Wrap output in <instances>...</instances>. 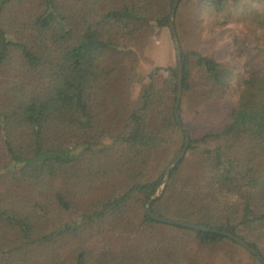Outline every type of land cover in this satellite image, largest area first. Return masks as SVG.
Segmentation results:
<instances>
[{
  "label": "trees",
  "instance_id": "1",
  "mask_svg": "<svg viewBox=\"0 0 264 264\" xmlns=\"http://www.w3.org/2000/svg\"><path fill=\"white\" fill-rule=\"evenodd\" d=\"M174 1L0 0V264H215L242 247L145 210L186 143L178 66L138 71ZM182 88L199 163L172 169L152 211L264 257V72L183 51Z\"/></svg>",
  "mask_w": 264,
  "mask_h": 264
},
{
  "label": "rangeland",
  "instance_id": "2",
  "mask_svg": "<svg viewBox=\"0 0 264 264\" xmlns=\"http://www.w3.org/2000/svg\"><path fill=\"white\" fill-rule=\"evenodd\" d=\"M182 3L183 10L177 19L176 11L174 23L183 51H201L226 64L238 57L242 65L250 62L253 67L264 72V0H228L220 12L207 8L200 0H181L178 8ZM142 53L138 68L142 75L148 76L157 72V77H168V68L178 66L177 47L170 25L157 29L145 43ZM237 62L239 61L233 63ZM196 79H199L198 74ZM200 81L199 79L197 82ZM142 85L143 82L137 84L134 89L136 98ZM186 129L188 130L187 127ZM216 145V142L199 144L196 153L205 147L213 148ZM173 156L174 150L170 149L167 158L172 159ZM186 156L188 161L193 160L190 166H193L194 162L199 163V160L194 158L195 153L189 151V148ZM189 163L186 162L185 165ZM170 180L171 177L168 183ZM242 247L233 248V258L222 253V248H219L220 255L217 261L214 259L215 264H250L251 257Z\"/></svg>",
  "mask_w": 264,
  "mask_h": 264
},
{
  "label": "water",
  "instance_id": "3",
  "mask_svg": "<svg viewBox=\"0 0 264 264\" xmlns=\"http://www.w3.org/2000/svg\"><path fill=\"white\" fill-rule=\"evenodd\" d=\"M180 1L181 0H175L174 1L173 8H172V13H171V16H170V19H169V25H170L174 40L176 42L177 53H178V95H177L175 116H176V120H177L179 126L181 127L182 131L185 134L186 143H185L184 148L180 152V154L177 156V158L167 168L166 173H165V177L163 179V182L160 184L157 192L152 196V198L147 203L146 212L153 219H155L156 221H159V222L167 223V224H170V225L183 226V227H187V228L195 229V230H199V231L213 232V233H217V234L229 237L230 239L236 241L237 243L242 245L244 248H246L248 251L253 253L255 256H257V258L259 260H261L263 262V264H264V257L255 248H253L248 242H246L245 240H243L242 238H240L239 236L233 234L230 231L218 230V229H215V228L206 227V226H203V225H199V224H196V223H193V222H188V221H183V220H173V219L164 218V217L156 215L152 211V205H153L154 201L159 199L163 195L164 190L166 189V185L168 184V181H169V179L171 177L172 169L174 167H176L182 161V159L185 157V154H186V152H187V150H188V148L190 146V142H191L190 133L188 132V130L184 126L183 120H182V117H181V114H180V106H181V100H182V95H183V88H182V82H183V50H182V47H181L180 40L178 38L176 26H175V23H174V17H175L177 8H178V6L180 4Z\"/></svg>",
  "mask_w": 264,
  "mask_h": 264
}]
</instances>
